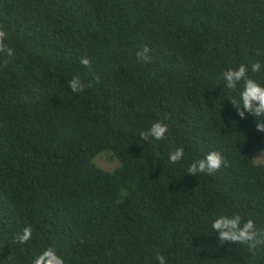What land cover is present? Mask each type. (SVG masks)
Listing matches in <instances>:
<instances>
[{
    "label": "trees",
    "instance_id": "obj_1",
    "mask_svg": "<svg viewBox=\"0 0 264 264\" xmlns=\"http://www.w3.org/2000/svg\"><path fill=\"white\" fill-rule=\"evenodd\" d=\"M0 26L17 50L0 54V264H29L46 244L66 264H150L157 252L168 264H264V248L209 227L233 211L264 226V132L220 79L264 60V0H0ZM141 46L150 59L138 63ZM76 72L90 85L79 95L67 87ZM165 116V140L139 139ZM177 145L186 158L169 165ZM210 150L225 161L214 175L186 173ZM103 151L111 170L94 162ZM29 223L30 245H12Z\"/></svg>",
    "mask_w": 264,
    "mask_h": 264
},
{
    "label": "clouds",
    "instance_id": "obj_2",
    "mask_svg": "<svg viewBox=\"0 0 264 264\" xmlns=\"http://www.w3.org/2000/svg\"><path fill=\"white\" fill-rule=\"evenodd\" d=\"M149 51L147 46H141V50L136 52L137 62L148 61ZM0 54L12 59L17 56V50L12 43L11 32L7 26H0ZM4 63L7 64L8 60L6 59ZM79 63L85 72L92 70L91 57L82 56ZM249 72L260 75L258 78H253ZM220 79L223 82V90H228L229 93L233 90L237 92V95L227 100L236 108L238 117L246 119L248 115H251L254 117L256 129L264 132V60H256L250 65L239 63L234 67L230 66L222 71ZM89 86L80 72L74 73L67 82L70 92L76 95L84 93ZM167 119L168 117L165 116L164 119L151 121L147 128L139 131V139L148 144L165 140L169 135ZM185 158V148L177 145L168 151L166 159L169 165H175ZM224 163V157L220 151L210 150L200 157L193 158L186 165V173L212 176ZM256 163L264 166V161H254V164ZM209 227L212 233L218 234L220 241H233L246 246L250 251L264 248V226L258 225L251 216L245 219L238 211L214 215ZM33 235V226L30 223L26 224L14 233L10 243L17 246L30 245ZM148 259L150 264H168V258L159 252ZM29 264H66V261L57 245L46 244L32 254Z\"/></svg>",
    "mask_w": 264,
    "mask_h": 264
},
{
    "label": "rangeland",
    "instance_id": "obj_3",
    "mask_svg": "<svg viewBox=\"0 0 264 264\" xmlns=\"http://www.w3.org/2000/svg\"><path fill=\"white\" fill-rule=\"evenodd\" d=\"M106 151H103V153H99L96 158L94 159V162L104 168V169H107V170H111L113 169L116 165H117V161L116 159H112L110 158L109 154L108 153H105ZM256 155H255V160L256 161H264V152H261V151H257L255 152ZM254 153V154H255Z\"/></svg>",
    "mask_w": 264,
    "mask_h": 264
}]
</instances>
